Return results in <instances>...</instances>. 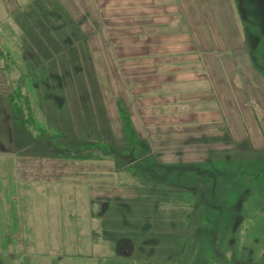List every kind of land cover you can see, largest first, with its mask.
Masks as SVG:
<instances>
[{"label":"rangeland","instance_id":"1","mask_svg":"<svg viewBox=\"0 0 264 264\" xmlns=\"http://www.w3.org/2000/svg\"><path fill=\"white\" fill-rule=\"evenodd\" d=\"M125 2L19 1L38 126L0 102V264H264V0Z\"/></svg>","mask_w":264,"mask_h":264},{"label":"trees","instance_id":"2","mask_svg":"<svg viewBox=\"0 0 264 264\" xmlns=\"http://www.w3.org/2000/svg\"><path fill=\"white\" fill-rule=\"evenodd\" d=\"M8 41H10V39H8ZM12 50L11 52H8L7 54H5V60L7 62L6 67L11 69L12 72H17L18 73V79L16 80V82H23L24 86L21 85V82L18 83L19 85L17 86H9L6 91L3 93L4 97L1 98L0 102L4 105L3 107L6 109V106H9V113L11 116H9V121L11 122H15L16 124H19L21 122H23L24 124L28 125V127L32 126V125H36L37 121H36V117L34 115V113L32 112V103L34 102L35 96H34V87H33V79H34V74L32 72H28L27 68H26V64H24V66L21 65H16L17 68H15V61L12 59ZM17 89H16V88ZM22 88H25L27 93L23 94L22 92ZM16 89V90H15ZM3 100V101H2ZM26 103V106L29 110V114L27 115V117L25 116L22 119V106L23 104ZM25 107V106H24ZM4 109L0 108V111L2 112ZM0 112V113H1ZM120 115H121V120H122V124H123V128H124V132L126 134L127 137V145L128 148L132 147V145L135 143L137 145H139V147L142 145V141L139 137V133L134 125L133 119L130 115V113L125 110L124 108H120L119 110ZM22 113V114H21ZM24 115V114H23ZM11 118V119H10ZM1 120L4 122L7 120L5 118H1ZM23 120V121H22ZM30 129V128H29ZM39 133L41 134L44 133V129L43 127L41 128L39 126ZM92 140V139H90ZM90 142H94V140L90 141ZM101 143L100 140H98V144ZM259 172H256L253 174L252 177H257V178H261L264 180V168L259 169ZM14 211H12V213L10 212V215H12L14 217ZM2 215V212H0V216ZM13 217H11L12 221H13ZM7 230V228H4V222H1L0 220V232L2 234H4V236H7L8 234L5 233V231ZM7 234V235H6Z\"/></svg>","mask_w":264,"mask_h":264},{"label":"crops","instance_id":"3","mask_svg":"<svg viewBox=\"0 0 264 264\" xmlns=\"http://www.w3.org/2000/svg\"><path fill=\"white\" fill-rule=\"evenodd\" d=\"M19 1L20 0H0V100L2 97H4L3 93L6 91V89L9 86L12 85L13 81L16 82L15 77L13 79V75H12L15 71L12 72L11 69L6 67L7 62L5 60V54L11 52V46H10V42L8 41V38L10 39V37H7V35H5V32L11 34L12 24L13 22H16L15 20H12V17L14 18V16L17 14V10H18L17 8H19L20 6ZM59 1L64 7H68V8L126 7V6L129 7V6L147 5L145 2H137V3L125 2L128 0H59ZM175 64L179 65L178 63ZM202 66L204 67L205 71L206 70L210 71L212 69H215L214 65H212V69H210V66H206L204 64ZM193 71L194 68H190L188 69L187 72H193ZM207 78H209V76L205 75L201 79H207ZM208 81L209 80H207V82ZM210 86L212 87V83L210 84ZM194 117L196 118L195 115Z\"/></svg>","mask_w":264,"mask_h":264}]
</instances>
